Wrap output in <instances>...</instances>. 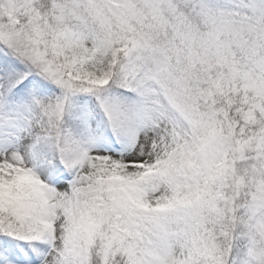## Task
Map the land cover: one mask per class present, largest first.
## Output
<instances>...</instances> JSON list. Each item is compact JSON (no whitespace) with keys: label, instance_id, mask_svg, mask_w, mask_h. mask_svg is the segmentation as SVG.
Returning <instances> with one entry per match:
<instances>
[{"label":"snow or ice","instance_id":"obj_1","mask_svg":"<svg viewBox=\"0 0 264 264\" xmlns=\"http://www.w3.org/2000/svg\"><path fill=\"white\" fill-rule=\"evenodd\" d=\"M0 264H264V0H0Z\"/></svg>","mask_w":264,"mask_h":264}]
</instances>
